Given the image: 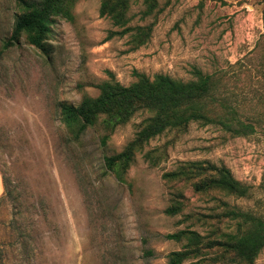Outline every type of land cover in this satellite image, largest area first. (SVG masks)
<instances>
[{"label":"rangeland","instance_id":"374dc122","mask_svg":"<svg viewBox=\"0 0 264 264\" xmlns=\"http://www.w3.org/2000/svg\"><path fill=\"white\" fill-rule=\"evenodd\" d=\"M100 6L80 0L73 19L56 18L45 52L26 36L4 51L21 9L17 0H0V170L16 188L0 202V264H166L182 248L167 235L187 227L209 231L166 213L174 189L163 175L185 162L226 166L251 187L250 197L237 198L181 185L191 209L209 215L219 197L264 215L263 1L159 0L147 13L136 0L129 26H152L139 47L134 31L100 16ZM198 70L220 82L216 92L254 125L251 134L234 137L199 123L163 134L136 154L123 185L104 159L135 138L146 113L117 128L106 145L101 126L75 142L61 123L59 104L98 96L103 81L128 86L136 73L189 81ZM151 150L161 155L155 165L145 158ZM255 264H264V250Z\"/></svg>","mask_w":264,"mask_h":264},{"label":"trees","instance_id":"16d2710c","mask_svg":"<svg viewBox=\"0 0 264 264\" xmlns=\"http://www.w3.org/2000/svg\"><path fill=\"white\" fill-rule=\"evenodd\" d=\"M79 1L17 0L21 13L3 50H8L26 36L31 46L45 52L55 19H73V9ZM134 1L101 0L100 16L111 19L124 33L134 31L135 39H138L136 46L139 47L147 42L152 26H129V12ZM143 3L147 13H153L159 0H143ZM136 77L137 80L128 86L113 79L103 81L98 84V96H86L77 105L68 102L59 104L61 123L75 142L80 141L90 128L101 126L104 130L101 140L106 145L117 128L128 124L137 114L146 113L135 138L120 153L104 159L106 170L120 184H128L127 174L136 154L163 134L186 133L194 123L219 127L234 137L247 136L255 130L253 124L240 119L238 111L228 106L221 92H216L220 82L213 75L198 70L195 78L189 81L166 74L151 78L136 73ZM145 158L155 165L161 155L151 150L145 154ZM0 172L4 184L0 202H3L13 198L16 188H12L10 177ZM163 179L174 189L171 192V206L166 213L170 216L181 215L186 222H191V226L209 227L207 233L187 227L167 235L168 239L181 243L182 248L171 252L166 264H183L192 259H197L200 264H255L264 250V215L231 206L219 197L215 198L217 207L213 209L214 212L206 215L190 208V201L181 187L189 186L197 194L218 192L223 196L248 198L251 195L249 185L235 178L226 166L208 161L185 162L165 173ZM21 208L24 209L22 205ZM225 223L235 225V230L223 231L222 225ZM146 253L148 256L153 254L151 250Z\"/></svg>","mask_w":264,"mask_h":264},{"label":"crops","instance_id":"0c3cea01","mask_svg":"<svg viewBox=\"0 0 264 264\" xmlns=\"http://www.w3.org/2000/svg\"><path fill=\"white\" fill-rule=\"evenodd\" d=\"M4 194V184H3V179H2V175L0 172V197H2Z\"/></svg>","mask_w":264,"mask_h":264}]
</instances>
